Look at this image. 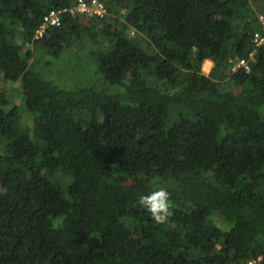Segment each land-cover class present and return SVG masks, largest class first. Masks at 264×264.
<instances>
[{
    "label": "trees",
    "instance_id": "obj_1",
    "mask_svg": "<svg viewBox=\"0 0 264 264\" xmlns=\"http://www.w3.org/2000/svg\"><path fill=\"white\" fill-rule=\"evenodd\" d=\"M100 1L0 0V264H264V0Z\"/></svg>",
    "mask_w": 264,
    "mask_h": 264
},
{
    "label": "built area",
    "instance_id": "obj_2",
    "mask_svg": "<svg viewBox=\"0 0 264 264\" xmlns=\"http://www.w3.org/2000/svg\"><path fill=\"white\" fill-rule=\"evenodd\" d=\"M63 12H68L70 15L81 14L89 17H102L105 14V7L100 0H77L69 10H57L50 11L43 19V23L35 33V38L42 37L45 28L49 26H59L60 15ZM257 21L260 26V30L253 35L252 43L256 48L264 47V12L257 15ZM254 53H250L246 59H235V62L230 65L231 72H238L243 69L246 73L251 71L249 61L252 59ZM244 264H254L249 261Z\"/></svg>",
    "mask_w": 264,
    "mask_h": 264
},
{
    "label": "clouds",
    "instance_id": "obj_3",
    "mask_svg": "<svg viewBox=\"0 0 264 264\" xmlns=\"http://www.w3.org/2000/svg\"><path fill=\"white\" fill-rule=\"evenodd\" d=\"M138 203L150 214L154 223L158 225L166 224L173 214L170 194L163 187L157 188L147 195L140 196Z\"/></svg>",
    "mask_w": 264,
    "mask_h": 264
},
{
    "label": "rangeland",
    "instance_id": "obj_4",
    "mask_svg": "<svg viewBox=\"0 0 264 264\" xmlns=\"http://www.w3.org/2000/svg\"><path fill=\"white\" fill-rule=\"evenodd\" d=\"M252 2V1H251ZM86 58V57H85ZM206 60L203 62L202 64V67H201V72L205 75V76H208L209 74H211L212 72V69L214 67V63L210 60H208V62L211 63L210 66L207 65V67H205V63ZM93 66L92 65H85V67L83 66V71L79 68L78 72L80 73L78 79L79 81L81 82V80H87V76L86 74L88 73V75L92 78H94V73H93ZM54 74V75H53ZM52 76L55 80V83L63 88V89H72L74 87V82H76L78 79H77V76L75 75V73L73 72V70H68L65 74H62V75H56L55 73H53ZM49 75H51V73H49ZM96 88L97 89H100V88H106V85L103 86V83L100 81L99 83L95 84ZM7 88H11V87H14L13 85H7L6 86ZM106 91H109V90H113V89H105Z\"/></svg>",
    "mask_w": 264,
    "mask_h": 264
},
{
    "label": "crops",
    "instance_id": "obj_5",
    "mask_svg": "<svg viewBox=\"0 0 264 264\" xmlns=\"http://www.w3.org/2000/svg\"><path fill=\"white\" fill-rule=\"evenodd\" d=\"M211 65V63H209Z\"/></svg>",
    "mask_w": 264,
    "mask_h": 264
}]
</instances>
